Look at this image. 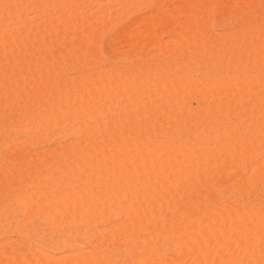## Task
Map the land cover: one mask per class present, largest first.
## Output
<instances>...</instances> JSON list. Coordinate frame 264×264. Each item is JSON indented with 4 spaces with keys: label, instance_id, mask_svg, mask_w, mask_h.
<instances>
[{
    "label": "bare ground",
    "instance_id": "1",
    "mask_svg": "<svg viewBox=\"0 0 264 264\" xmlns=\"http://www.w3.org/2000/svg\"><path fill=\"white\" fill-rule=\"evenodd\" d=\"M1 1L5 5H1L0 2V31H2L1 25L12 24L17 29L21 28L23 33H20L19 29V31L13 30V35L0 33V55L1 58L3 57L0 63V130L4 131V128L11 127V130L8 128V132L6 130L8 134L14 128V130L19 129L25 135H35L36 137H34L37 139L55 137L58 135L57 133L64 135L69 133L77 137V142L70 144L71 146L67 145L69 147H62L63 149L58 147L60 150L58 149L56 152L59 151V153L57 155L55 152L57 157L53 153L55 158L53 154L50 155L53 156L52 159L48 155H46L47 159L38 157V155V158L33 155L34 157L31 159L30 156H27L30 162L33 161V158L36 162V164L34 161V163L29 162L28 166L26 165L27 168L23 166V163L27 164L28 160L25 161L26 159L22 158L23 155H20L22 153L20 152L17 161L21 158L20 161L24 160V162L20 163L22 167L19 163L16 166L18 165V171L20 168L21 170L24 168L23 172L20 171L21 174L16 172L15 166L12 167L14 169L12 171L11 162L6 166L7 168H4L5 164L0 165L4 166L1 167L2 169H6V171H0V195L3 193L0 196V223L8 225L11 234L12 232L21 234L22 237L24 235L23 238H28L27 235H29L30 238L35 234H31L30 232L33 231H29L32 229V219L30 218H34V215H42L45 222L47 220L53 228L62 223H69L74 229L72 235L82 236L85 242L87 240V244L93 245L91 248L93 250L82 252L78 250L79 247L74 246L75 242H64L65 247L61 245L63 241L61 243L47 242V244L45 240L42 245L49 254L40 251L38 254H29L19 246L15 247L17 242L14 246V242H10L9 247L4 249L8 244L5 242L6 246H0L2 248L0 249V260L2 259L0 264H112L114 260L118 259H115L114 256L112 260V253L105 255L102 248H107L113 253H120L119 256L123 257V259L121 258L122 262L119 259L122 264H164L162 254L170 247L177 251H174L177 254L172 257L173 260L170 259L174 264H216L219 260L225 264H264V209L257 211L256 206L253 208L254 204L259 203L256 201V203L253 202L254 204L247 202L252 205V208L246 206V203L243 204L244 206L241 203L238 205V202L230 204L231 199L229 200L227 196L228 201L221 200L220 203L218 201L220 194H218L219 197H214L210 188L214 181H223L224 184H222L226 185V181L222 179L225 178V174L229 175L228 171L231 170V180L228 175L226 177L238 196L244 195L250 187L260 185L259 181L263 179L256 175L255 170L264 168V157H260L264 154V140L260 139L264 135V30L262 31V28L259 27L260 24L261 26L264 24V21L261 19V22L260 18L259 22L254 21V16H252L254 18L252 21L251 15L253 12L259 15L260 11L264 10V6H262L264 0H185L186 5L179 9L167 10L168 13H156L157 15L153 16L141 31V37L148 36L146 34L150 33L151 27L161 25L167 28V32L169 30L171 33H177L172 34L175 40L170 42L171 44H164L162 49L166 55L169 54L172 57L171 60L168 56L171 61L168 62L166 59V62H163L164 60L159 58L162 56L161 54L164 55L163 52L158 55L159 57L156 56L161 61L156 64L160 66L154 64L157 60L155 57L156 60L153 62L155 70L148 68L147 63L149 62L145 61L147 59L153 61L154 57L142 59L145 62L141 61V63L147 64L145 72L140 70L144 75H139L137 72L135 73L137 76L122 74L120 77L121 73H118V77L115 74L121 66L117 65L119 68H115L116 65L109 64L112 65L111 68L108 65L106 67L109 73L107 74L108 71L104 70L105 74L101 78L88 80L89 77H86L75 82H67V79L62 77V65L66 66L69 63L67 65L69 71L80 68L82 70L93 68L94 71L100 63H95L96 61L92 60L99 62L100 57L98 59L95 58L96 55H94L95 59L90 57V54H95L98 51L95 43L96 33L94 32V29L97 28L94 24L96 22L92 23L91 18L84 12L76 13L75 11L73 14L72 7L74 9L78 4L82 7L83 1L85 5L87 1L97 4L96 1ZM106 1L107 4H117L121 14L125 10L130 13L132 8L141 7L151 2V0L149 2L146 0ZM252 3L254 4L252 5ZM189 4L196 6L191 8L188 6ZM97 5L94 7L97 8ZM247 6L249 10L252 6L253 12L245 11L244 14L246 15L247 12L248 15L244 17L242 12L245 8L248 10ZM84 7L87 9V6ZM105 8L100 10L105 12ZM260 8L262 9L260 10ZM33 9L39 11L36 14H39L41 19L36 17L37 22L40 20V23L34 22L36 23L34 24L31 18L29 25L26 21L27 16L23 17V12L27 13L30 10L34 12ZM219 9L225 13L218 11ZM258 11L259 14H257ZM216 14H221V17L222 14L226 16L229 14L230 19L232 15H234L233 19H237L236 16L242 14L243 21L248 17L249 23L245 28V35L238 34L241 36L235 35L231 38H227L225 35L226 38H221L218 43L208 42L206 37L211 30L209 27L213 25L212 22ZM261 16L260 14L258 17ZM53 20L61 22V25L62 22L68 20L64 24L66 26L70 24L67 29H65V25V28L63 26H60L63 28H58L56 23H54L56 26L52 27ZM47 22L49 25L46 28ZM244 24L246 25V23ZM252 24L258 25L257 30H260L258 33L255 28L257 25L254 27L256 32H253L254 29L253 31L248 30L247 27ZM172 25H178L179 31L176 32L177 29L174 27L176 31H170ZM239 25L242 27L243 23ZM234 28L237 33L238 29ZM101 30L105 31V29ZM84 31L90 32V37L86 33L83 34ZM231 32L233 34L234 31ZM82 34L89 37L86 42L77 36ZM74 36L78 37L81 42L84 40L81 44H84V47L78 46L80 42L77 41L78 39L75 40ZM209 36L211 37V34ZM58 37H61L60 40L63 38L66 41L69 38V42L74 39L78 42V45L75 44V46L83 49L84 55H81V51L78 50L80 56H77V51L72 50L76 55L73 57H77L78 60L72 61L71 59L74 58H71V53L69 56L71 62L64 59L66 63L60 59L66 64H57V60H59L57 57L65 51L66 46L63 48V45L58 43L61 47L57 46L64 50H58L62 51L59 52L60 54L58 51L56 52L59 55L56 54L55 59L54 51L58 48L56 44L54 46L57 48L56 50L51 48L53 46L49 38L59 39ZM152 37L154 38L155 35L153 34ZM47 39L51 44L46 45ZM74 40L72 43H75ZM17 41L23 42L21 45L24 46L23 49L21 48L22 54L20 49L18 53L16 50L18 48L15 49L16 53L13 51L14 47L6 48V45L9 47V43H14L15 46ZM143 41H139L141 44L138 45L149 46L150 44L155 48L162 47L161 42L155 39H149L144 43ZM209 41L211 40L209 39ZM182 42L186 44L183 45ZM137 48V46L134 47L136 51H138ZM29 51H42L43 53L37 52L36 55L35 52V54H30ZM24 52L28 54V60L25 56L27 54L24 55ZM32 54L36 56L33 59L44 54L43 59H41L43 55L39 57L38 61L42 60L39 63L31 60V63L35 65L33 67L29 61ZM87 54H89L90 60L87 59ZM81 56H84L83 60H80ZM79 57L81 58L79 59ZM118 57L121 58V56ZM118 57L116 56L117 59ZM199 57L202 58V61ZM197 59L200 62L196 61ZM60 60L58 63L61 62ZM139 60L137 61L139 62ZM103 63L101 62V64ZM67 67L65 69L68 70ZM246 67L253 68V71L255 69L257 75H255L256 73L255 76L250 77V75L248 76L249 80L243 82V79L239 80L238 78ZM123 69L126 68L123 67ZM72 72L74 71L72 70ZM163 72H168V75L173 73V77L171 75L168 78V75H164ZM60 75L62 76L60 77ZM246 75L249 73L247 72ZM66 77L68 78V76ZM193 92H196V96L198 95L197 101L193 98L195 103H198L196 108L188 105L193 99H190V102L183 99L184 95H186L185 98H190L187 94L189 93L190 95H188L191 96ZM193 95L191 98L195 97V93ZM224 97H226L225 100ZM8 98L10 99L8 100ZM7 100L12 101L11 104H8ZM14 112H18L16 115L21 113L22 117L25 114L23 122L22 120L20 122L13 120L15 126L9 123L12 119L11 121H9L10 118L7 121L4 120L6 115V118L11 113L15 115ZM118 112L120 113L118 118L123 120L122 123L125 122L126 125L130 123L128 126H124L125 124L123 125L118 118L112 119L113 115H117ZM122 113L125 116V121L121 119L124 118ZM17 123L20 124L17 125ZM241 134L251 136L246 135L247 138L249 137L246 140L243 136L241 137ZM129 137L132 139L130 140ZM262 138L264 139V137ZM5 140L7 139L5 138ZM45 140L47 141V139ZM203 141H206V146ZM13 143H8L10 152L11 148L15 151L17 147V154L19 150H23L24 143L17 147ZM8 147L6 148L8 149ZM257 151H259V155H256ZM254 153L263 159L257 158ZM40 155L45 156L44 154ZM12 158V164H14L13 160L16 161V158ZM229 158L232 159L231 164L227 162ZM47 160L50 162L46 164ZM41 162L45 165L49 164V167L44 165V169L41 168L43 170L40 171ZM46 167L47 169H45ZM260 171H257V174L263 173V176V170ZM222 175H225L224 178ZM254 176H258L260 179H254ZM217 179L218 181H216ZM27 180L31 183L27 182V184ZM263 183L264 179L261 181V186ZM216 184L214 186L217 188ZM213 191L215 194L217 193L215 190ZM191 192L194 193L190 195ZM227 195L229 194L227 193ZM261 196H257L258 199L264 198ZM257 197H254V200ZM13 200L16 202L13 203ZM171 200L179 201L178 205L174 201L172 204L175 206L171 205ZM252 200L251 198L250 201ZM12 203L14 206L17 204L19 218L13 216L12 211L10 212L9 207ZM259 204L261 205L262 202ZM258 207H262V205H258ZM115 216L120 217V225L117 223L115 228L110 226V228L112 227L109 229L110 231H105L103 227L104 231L102 232L105 234H100L102 232L101 230L98 232L99 229H97L98 234L93 230L88 234L93 222L104 221L105 223V220ZM162 218H165L163 220L165 222L169 218V222L163 223ZM28 219H30V223H28L30 229H26L23 225ZM78 225H84V229L80 232L75 231V227ZM50 229L52 230V228ZM106 229L108 230V226ZM66 233L67 235L63 233L67 237L66 239H71L67 230ZM21 235L19 236L21 237ZM38 235H36L38 241L43 239V235L39 237ZM60 235L59 240L65 238L64 235V237L62 234ZM121 243L124 244L121 245ZM63 247L65 249L75 248L74 250L77 248L79 252H73L74 256L71 252L72 256L54 257L53 254L63 251ZM69 249L68 252H70Z\"/></svg>",
    "mask_w": 264,
    "mask_h": 264
},
{
    "label": "rangeland",
    "instance_id": "2",
    "mask_svg": "<svg viewBox=\"0 0 264 264\" xmlns=\"http://www.w3.org/2000/svg\"><path fill=\"white\" fill-rule=\"evenodd\" d=\"M96 1V3L98 4L99 3V5H97V4H91V3H88V1H87V3H86V5H85V2L83 1V4H81V6L82 7H80L79 6V4L73 9V7H72V10H73V14H75V11H76V13H80V12H84L85 13V15L86 16H88V17H90L89 19L90 20H92L91 22L93 23V22H96V23H94L95 24V26L97 27V28H91L92 30L94 29V32L96 33V41H95V43H96V46H97V48H98V51H96L97 53H95V54H90V57L93 59L95 56L94 55H96V59H98V57H100L99 59H98V61L99 62H97V60H92L93 62H95V63H100L99 65H97V69H94V71H93V68H90V69H84V70H82L81 68L80 69H76V70H74V69H71L70 71H69V68L67 67V65L69 64H67L66 66L64 65H62V67H63V70H62V67H61V71H63L62 72V75H60V77L62 76L64 79H67V82H75V81H79V79L81 80V79H84V78H86V77H89V79L88 80H95V78H101V76H103L104 74H105V71L104 70H107L108 68H106L107 67V65L108 66H110L109 68H111L112 67V65H116V67L115 68H117L118 66H121L120 68H122V69H120L119 67V70L117 69V71H116V76H118L119 77V75H118V73L120 74V77H121V75L122 74H125V75H128V76H132V75H135V76H137L135 73H139V75H141V74H143L144 75V73H143V71L145 72L146 70H147V68H146V66H147V64H148V68H154V64L155 65H158L161 61H160V59H158V55L160 54V53H163L164 51H162V49L164 48L163 47V45L165 44V45H167L168 43H172L173 42V40H175V38H173L174 37V35L175 34H177V33H175V32H169V30H168V32L166 31V27H164V26H161V25H155V26H153V27H151L150 28V33L149 34H146V35H148V36H145V35H143L144 37H141L142 36V34H141V31H142V29L145 27V25H147L148 23L147 22H149L152 18H153V16H155V15H157L158 13H160V14H162V13H168V11L169 10H171V11H173V10H176L177 8L179 9L180 7H182V6H185L186 5V1L185 0H151V2H149V0H146V1H148L149 3H147V4H145L144 6H139V7H136V8H132L131 10V12L129 13L128 11H123L122 12V14H121V10H119L120 8H118L119 6L117 5V4H114V3H111V4H107V1L105 2V0H95ZM99 1V2H98ZM102 1V2H101ZM0 2H1V5H5V3L4 2H2L1 0H0ZM153 2H154V4H153ZM3 3V4H2ZM95 3V2H94ZM100 3H101V6H100ZM114 4V5H113ZM254 3H252V5H253ZM91 5V6H90ZM95 5H97L98 7L96 8V7H94ZM19 6H21V5H19ZM84 6H87V9H86V7H84ZM90 6V7H89ZM189 7H191V8H194L196 5H194V4H189L188 5ZM249 6H250V4H249ZM262 6H264V5H262ZM261 6V7H262ZM79 7V8H78ZM84 7V8H83ZM94 7V8H93ZM105 8V7H107V8H105V12H103L104 10H100V9H103V8ZM145 7H147V8H145ZM252 7V6H251ZM251 7H250V10H249V7L247 6V9L248 10H246V8H245V10H243V12H242V14H244L245 13V11H247L248 13L250 12H253L252 11V9H251ZM83 9H85V10H83ZM173 9V10H172ZM255 8L253 7V10H254ZM262 8H260V10H261ZM34 10V9H33ZM83 10V11H82ZM168 10V11H167ZM119 11V12H118ZM218 11H222V10H218ZM255 11V10H254ZM257 11V10H256ZM262 11H263V13H262ZM124 12H126V13H124ZM223 12V11H222ZM246 12V15H248V13ZM261 13V17H258L260 14H259V11H258V13L257 14H259V15H256V13H252L253 15H251V17L252 16H254V18L252 17V21H253V19H254V21H258L259 22V18H260V20L262 19L263 21H264V10H261L260 11ZM26 13V12H25ZM24 12H23V17L25 18L26 16H27V19H26V21L28 22V24H29V22H30V20H31V18H32V20H33V22L32 23H34V22H36V23H40V20H38V22H37V18L36 17H39L40 18V16H38L36 13H39V11H35L34 10V12L32 11V10H30V12H27L26 14H25ZM157 13V14H156ZM219 13V12H218ZM223 13H225V12H223ZM87 14H89V15H87ZM227 14V13H226ZM242 14H239V16L237 17L236 16V18L237 19H233V16L234 15H232V20L230 19V15L228 14V16H226L225 14H222V17L220 16V15H218V14H216V17L214 16V19H213V22H212V24L213 25H210V27L209 28H211V30L209 31V33H208V35H207V37H206V39L208 40V42H210V43H218L219 42V40L221 41V38H223V37H225L226 38V36H227V38H231V37H234L235 35L236 36H241V35H243L244 33H245V28H246V26H247V24L249 23L248 21H249V18L247 17L246 19H245V21H247V22H245V21H243L244 19H242L241 18V15ZM255 14V15H254ZM217 15H218V17H217ZM225 15V16H224ZM246 15L244 14V17H246ZM29 16V17H28ZM220 16V17H219ZM243 16V15H242ZM257 16V17H256ZM224 17H226V18H224ZM249 17H250V14H249ZM251 17H250V20H251ZM34 18H35V20H34ZM228 18V19H227ZM241 18V19H240ZM256 18H257V20H256ZM41 19V18H40ZM52 20V19H51ZM112 20H113V22H112ZM226 20V21H225ZM228 20V21H227ZM262 20H261V22H262ZM54 21V20H53ZM52 21V27L55 25L54 23H56V25H58V28H63L64 27V25L66 24L65 22L66 21H68V20H66V21H64V22H62V25H61V22H53ZM50 22V21H49ZM110 22H112V23H110ZM36 23H34V24H36ZM60 23V24H59ZM65 23V24H64ZM69 23V22H68ZM241 23H243V26L241 27V25H239V24H241ZM244 23H246V25L244 24ZM264 23V22H263ZM70 24V23H69ZM68 24V25H69ZM94 24H93V26H94ZM6 25V24H5ZM1 25V30L2 31H0V33H4V35H13L12 33V31L14 30L15 31V29H17V27L16 26H13L12 24H8V26L6 25ZM11 25V26H10ZM30 25V24H29ZM38 25V24H37ZM48 25H49V23L47 22V25H46V28L48 27ZM55 25V26H56ZM67 25V26H68ZM236 25V26H235ZM237 25H239V26H237ZM257 25V24H256ZM256 25H253L252 24V26H250V27H247V28H249L248 30L249 31H253V29H254V31L253 32H256V30H257V28H258V25L256 26ZM54 26V27H55ZM60 26H63V27H60ZM67 26L65 25V29H67ZM92 26V25H91ZM178 26V25H177ZM177 26L176 25H172L170 28V31H176L174 28H176L177 29V31L176 32H178L179 31V27L177 28ZM212 26V27H211ZM236 27V29H238L237 30V33L235 32L236 30H234L235 28L234 27ZM256 26V27H255ZM13 27H16V28H13ZM50 27H51V24H50ZM174 27V28H173ZM256 28V30H255V28ZM259 27L260 28H262L261 30L263 31L264 29H263V27H264V24H262V26H261V24L259 25ZM70 28V27H69ZM68 28V29H69ZM221 28V29H220ZM234 28V29H233ZM241 28V30L239 31V29ZM18 29L20 30L21 28H19L18 27ZM17 29V30H18ZM101 29H105V31H103V30H101V32H99ZM169 29V28H168ZM174 29V30H173ZM233 29V30H232ZM16 30V32L18 33V31ZM22 30V29H21ZM19 31L20 33L22 32V31ZM259 30V29H258ZM257 30V33L260 31H258ZM97 31V32H96ZM230 31H234L233 32V34H232V32L230 33ZM261 31V32H262ZM151 32H152V34H151ZM211 32V33H210ZM15 33V32H14ZM23 33V32H22ZM84 33H86L87 34V36L89 35V37H90V32L89 33H87V32H83V34ZM174 33V35H173V37H172V34ZM81 35V36H79V35H77L79 38H81V39H84L85 40V42L88 40V38L89 37H87L86 35ZM151 34V35H150ZM155 35V37L153 38L152 37V35ZM211 34V37L213 36V38H211L209 35ZM227 34H231V35H227ZM238 34H241V35H238ZM98 35H100V36H98ZM150 35V36H149ZM226 35V36H225ZM245 35V34H244ZM85 36H86V38H85ZM141 38H140V37ZM209 36V37H208ZM75 37V36H74ZM78 37H75L76 39L75 40H77L78 39ZM82 37H84V38H82ZM146 37V38H145ZM59 39H55V38H49V39H53L52 41L50 40V42H52V44L50 43V42H48L49 41V39H47L46 40V45L47 44H51L53 47H51L50 45L48 46L49 48L51 47V48H53V50H56L57 48V50L56 51H54V53H55V55L57 54V55H59L60 53L59 52H61L62 50H64L63 48L65 47V51H63L62 53H61V58H59V57H57V55L55 56V59H56V57H57V59H62L63 61H67L68 60V62L70 61L71 62V60L73 61V60H78V58L77 57H75V58H77V59H75L73 56H76L75 55V52L74 51H72V50H75V51H77L76 52V54H77V56H80V54H78V53H80V52H78V50H80L81 51V55L83 54L82 53V50H81V48L82 47H84L83 45H81L83 42H84V40H82L83 42H81V40L80 39H78L77 41L78 42H80V45H78V42H76L74 39H72V41L74 40L75 41V43L73 42L72 43V41L71 42H69V38L68 37H66V38H68L67 39V41L69 42H67L65 39H63V42L61 43V40H60V38L61 37H58ZM65 38V37H64ZM98 38V39H97ZM157 38V39H156ZM211 40V41H209V39ZM224 38V39H225ZM147 39V40H146ZM149 39L151 40V39H155L156 41H160L161 43H160V45L162 44V47L161 48H158V47H156L155 48V46L154 45H151L150 46V44H149V46H147V45H142V46H144V47H142L141 45H138V44H141L139 41H141L142 42V40H144L143 41V43L146 41H149ZM213 39V40H212ZM215 39V40H214ZM23 40H25V39H23ZM22 40V41H23ZM54 40H56L55 42H54ZM59 40H60V42H59ZM223 40V39H222ZM21 41V40H20ZM213 41V42H212ZM24 42V41H23ZM23 42H18L17 41V43H15V46L13 45L14 43H12V44H10L9 43V47H8V45H6V48H8V49H12L13 47V51L15 52V49L16 48H18V49H16L17 51L20 49L21 50V48L22 47H24V46H21V45H23ZM139 42V43H138ZM22 43V44H21ZM24 43H27L26 41L24 42ZM63 45L62 47L63 48H60L61 46L59 45ZM70 43H72V44H70ZM170 43V44H171ZM213 43V44H214ZM55 44H56V46L57 45H59V46H57V48L56 47H54L55 46ZM67 44H68V47H67ZM75 44L76 45H78V46H81V48L79 49L78 48V46H75ZM148 44V43H147ZM182 44L183 45H185L186 43L184 42H182ZM182 44H180L181 46H183ZM20 46V48H19V46ZM25 45V44H24ZM74 45V46H73ZM164 45V46H165ZM17 46V47H16ZM72 46V47H71ZM136 46L138 47L137 48V50L138 51H136L135 49H134V47L136 48ZM11 47V48H10ZM132 47H133V49H132ZM4 48H5V46H4ZM5 48V49H6ZM55 48V49H54ZM76 48V49H75ZM78 48V49H77ZM7 49V50H8ZM23 49V48H22ZM60 49H62L61 51H58V50H60ZM117 49V50H116ZM140 49H141V51H140ZM19 50V51H20ZM133 50V51H132ZM19 51H18V53H19ZM22 51V50H21ZM58 51V53H56ZM72 51V52H71ZM26 52H28V51H26ZM26 52H24V55L25 54H27ZM35 52V51H34ZM33 51H29V53L31 54V53H34ZM37 52H40L39 54H41V53H43L42 51H37ZM37 52H35L36 53V55L38 54ZM46 52V51H45ZM48 52V51H47ZM51 52H53V51H51ZM157 52V53H156ZM16 53V52H15ZM21 54L23 53V51L22 52H20ZM34 53V54H35ZM72 53V54H71ZM20 54V55H21ZM29 54V55H30ZM45 54V53H44ZM44 54H42V55H40V56H42V58L41 59H43V57H44ZM47 54V53H46ZM45 54V55H46ZM68 54V55H67ZM72 56H71V55ZM155 54V55H154ZM23 55V57L25 58V56L27 57L26 59L28 60V54L27 55H25L24 56ZM84 55V54H83ZM93 55V56H92ZM123 55V56H122ZM154 55V56H153ZM162 56H164L165 55V57H163L162 58V56L161 57H159V58H161V60L163 61V62H166V59H167V61L169 62V61H171L172 60V57L171 56H169V54H167L166 55V53L164 52V55L163 54H161ZM39 56V55H38ZM39 56V57H40ZM69 56H71V58L73 57L74 59H71V58H69ZM114 56V57H113ZM116 56L118 57V56H121V58L120 57H118V59L116 58ZM156 56H158V57H156ZM166 56H167V58H166ZM171 58V60L169 59V57ZM23 57H21L22 59H23ZM34 57H36L35 55H33L32 54V57L30 56L29 58H30V63L33 61V60H35V62H40V61H42V60H40V61H38V59H39V57L37 58V59H33ZM82 57V56H81ZM81 57H79V59L81 58ZM84 57V56H83ZM83 57L80 59V60H83ZM86 57H87V59H89L90 57H89V54H87L86 55ZM89 57V58H88ZM143 57V58H142ZM152 57H156L157 58V60H159V61H157L156 60V58L154 59H152ZM94 58V59H95ZM146 59V58H151L153 61H151L150 59H147V60H145V61H147V62H149V63H145V64H143L145 61H143L142 59ZM200 58V60L202 59L201 57H199ZM198 58V59H199ZM3 60V57L1 58V55H0V60ZM65 59V60H64ZM71 59V60H70ZM84 59H86V58H84ZM86 59V60H87ZM110 59V60H109ZM120 59V60H119ZM121 59H123V60H121ZM139 59H141V60H139ZM196 60V61H199V60ZM2 60L0 61V63L2 62ZM32 60V61H31ZM37 60V61H36ZM59 60H57L58 62H59ZM62 60H60L61 62L60 63H58L57 62V64H64L63 62H62ZM90 60V59H89ZM137 60H139V62L137 61ZM148 60H150V61H148ZM157 62H156V61ZM54 61H56V60H54ZM53 61V62H54ZM103 63L104 61L106 62H104L103 64H101V62ZM126 61H128V64H126ZM131 61H133V62H131ZM137 61V62H136ZM141 61H143V63H141ZM155 61V62H154ZM202 61V60H201ZM35 62H33V63H35ZM121 62H123V63H121ZM136 62V63H135ZM151 62H152V64H153V62H154V64H153V66H152V64H151ZM200 62V61H199ZM55 64H56V62H54ZM67 63V62H66ZM65 63V64H66ZM131 63V64H130ZM156 63H158V64H156ZM32 64V63H31ZM37 64V63H36ZM109 64H112V65H109ZM126 66H125V65ZM118 65V66H117ZM145 65V66H144ZM32 67L33 66H35V65H31ZM158 66H160V65H158ZM158 66H155V67H158ZM249 66V65H248ZM68 68V70L67 69H65V68ZM114 67V66H113ZM123 67L124 68H126V69H123ZM132 67V68H131ZM142 67H144V68H142ZM106 68V69H105ZM159 68V67H158ZM247 68V67H246ZM245 68V69H246ZM114 69V68H113ZM143 70V71H140V70ZM156 68H154V70H155ZM244 69V71H243V73H245V74H243L242 73V75L240 74L239 75V80H242L243 82L245 81H248L249 79L248 78H250V77H252V76H255V75H257V72L255 71V69H254V71L252 70L253 68H250V67H248L246 70ZM251 69V70H250ZM72 70L74 71V72H72ZM91 70V71H90ZM97 70V71H96ZM100 70V71H99ZM122 72H121V71ZM126 70V71H125ZM87 71V72H86ZM103 71V72H102ZM108 72H107V74L109 73V70H107ZM120 71V72H119ZM123 71H125V72H123ZM90 72V73H89ZM126 72H130V73H126ZM134 72V73H133ZM247 72L249 73V75H246L247 74ZM253 72V73H252ZM64 73V74H63ZM81 73V74H80ZM112 73H114V72H112ZM170 73V72H169ZM256 73V74H255ZM51 74V73H50ZM131 74V75H130ZM163 74L164 75H168V72H163ZM253 74V75H252ZM255 74V75H254ZM82 75V76H81ZM114 75V74H113ZM125 75H123V76H125ZM172 75V77H173V73L171 74ZM171 75L169 74L168 75V78H169V76L171 77ZM251 75V76H250ZM66 76H68V78L66 77ZM79 76H81V77H79ZM248 76H250V77H248ZM70 77H71V79H70ZM75 77H76V79H75ZM93 77V78H92ZM167 77V76H166ZM175 77V76H174ZM246 77H247V79H246ZM63 78H61V79H63ZM63 79V80H64ZM78 79V80H77ZM66 81V80H65ZM151 92L153 93V91L151 90ZM151 92H150V94H151ZM195 93V97H192L191 98V96L193 95ZM189 94V93H188ZM187 94V96L188 97H190V98H185V96L186 95H184L183 97V99H187L188 101L190 100V99H193V98H195V101H197V96H196V92H193L192 93V95L191 96H189ZM152 95V94H151ZM194 96V95H193ZM226 97H228V96H226ZM226 97H224L223 99L225 100V98ZM10 98H8V100H9ZM7 100V102H9L8 104H11V102L10 101H8ZM101 100H103V99H101ZM101 100H99V102H101L102 103V101ZM186 101V100H185ZM188 101H187V103H188ZM191 101V100H190ZM189 101V102H190ZM193 101V102H192ZM191 101V104H188L189 106L191 105V106H193V108H196L197 107V105H198V103L196 102L195 103V101H194V99ZM8 104H7V107H8ZM153 104H154V102H153ZM154 107H156L155 106V104H154ZM15 113V112H14ZM18 112H16L15 113V115H12L13 113H11V114H9V116L6 118V116H5V118H4V120H6L7 121V119H9V121H11V119H12V121L15 119V122L17 121V122H20L23 118H24V115H23V117L20 115L21 113H19L18 115H16ZM117 115H113V118L112 119H117L118 118V114H120L119 112L118 113H116ZM122 115H123V113H122ZM121 115V116H122ZM117 116V117H116ZM124 116V115H123ZM122 116V117H123ZM22 117V118H21ZM120 117V116H119ZM119 120H120V118H118ZM121 119H124V121H125V116H124V118H121ZM23 120H25V118L23 119ZM23 120H22V122H23ZM9 122L10 124L12 123L13 125L15 124V122L13 121V122ZM121 121V120H120ZM123 121V120H122ZM122 121H121V123H122ZM18 124H20V123H17V125ZM124 126H128L130 123H128V125H126V123L124 122V123H122ZM15 126V125H14ZM9 128V127H8ZM8 128L6 129V128H4L5 130V132L1 129L0 131V156L2 157H0V165L1 164H5V167L4 168H7L6 166L7 165H9L10 164V162H11V164H10V167L12 168L13 166H15V168L14 169H16V172H19L20 174H21V172H23L22 170L24 169H22L21 170V168L19 169L20 171H18L17 170V166H16V164H18L19 163V165H20V167H22V164H20V163H22V162H24V158L26 159L25 161H27V164L24 162L23 163V166H25L26 167V165L28 166V163L30 162L29 161V157H27V156H30V159L32 158V157H37V155H38V157H44V159H47V157H46V155H48V157L50 158V159H52L51 157H53V156H50V155H52L53 153H55L59 148H62V147H69V146H71L70 144H72V143H74V142H77L76 140H77V137H75V135H72V134H67V133H65V134H67V135H64V134H59V133H57L58 135H55V137H47V138H42V139H40V138H35L36 136L35 135H31V136H29V135H25V134H23L19 129L17 130V129H15L14 130V128H12V130L13 131H11V132H9V134L7 133L8 132ZM163 128H164V126H163ZM6 130H7V132H6ZM9 130H11V127L9 128ZM20 131V132H19ZM16 132V133H15ZM18 132V133H17ZM8 135H7V134ZM11 133V134H10ZM15 133V134H14ZM22 133V134H21ZM6 134V135H5ZM10 135H12V137H10ZM14 135V136H13ZM53 135V136H54ZM62 135V136H61ZM247 136H249L248 134H246ZM246 135H243V134H241V137L243 136V138L244 139H248L247 137H246ZM35 136V137H34ZM262 137H264V135H262L261 137H260V139H262V140H264ZM5 138L7 139V140H5ZM52 138H54V139H52ZM130 138V140L132 139L131 137H129ZM8 139H10V140H12L13 142H16V143H13L12 141H9ZM45 139H47V141L45 140ZM49 139V140H48ZM3 140H5V141H8V142H3ZM38 140H41V141H38ZM8 143H13V144H15V146L17 147V145H22L23 143V150L21 149V151L19 150V153L17 154V151H18V147L16 148V150L14 151V150H12L13 148H11V152L13 151V153H11L10 152V150H9V147H8ZM202 143V142H201ZM206 141L204 142L203 141V144H204V146H206ZM2 144V145H1ZM202 144V145H203ZM209 144V143H208ZM4 145H6V146H4ZM25 145H27L26 147H25ZM67 145H69V146H67ZM210 145V144H209ZM209 145H207V146H209ZM2 147H3V149H2ZM6 147H8V149L6 148ZM29 147V148H28ZM59 147V148H58ZM22 148V147H21ZM27 150H26V149ZM63 149V148H62ZM9 150V151H8ZM60 150V149H59ZM45 151V152H44ZM20 152H22L21 154H20ZM259 151H257V153H258ZM44 154L45 156H41L40 154ZM57 153V155H58V153H59V151L58 152H56ZM56 153H55V155H56ZM256 153V152H255ZM255 153H254V155H255ZM263 153V152H262ZM9 154V155H8ZM16 154V155H15ZM19 154L20 155H23V161L21 162L20 161V159L21 158H19V161H17V158H18V156H19ZM14 155H15V157H14ZM26 155V156H25ZM34 155V156H33ZM40 155V156H39ZM54 155V154H53ZM55 155H54V158H55ZM57 155H56V157H57ZM256 155H259V153L258 154H256ZM255 155V156H256ZM261 155V154H260ZM9 156V158H7ZM17 156V157H16ZM25 156V157H24ZM16 158V161L15 160H13V162H14V164H12V160H11V158ZM20 157V156H19ZM28 159H27V158ZM37 157V158H38ZM46 157V158H45ZM257 158L259 157V156H256ZM260 157H264V154L262 155V156H260ZM259 157V159H263V158H260ZM6 158V159H5ZM12 158V159H13ZM36 158V159H37ZM41 158V159H42ZM43 159V160H44ZM33 161H34V158L32 159ZM228 160H231V161H228ZM227 160V162L229 163V164H231L232 163V159L231 158H229ZM33 161H31L32 163H34ZM38 161H39V159H38ZM41 161V160H40ZM46 161V160H45ZM16 162V163H15ZM30 162V163H31ZM50 162V161H49ZM48 162V160H47V162H46V164L47 163H49ZM231 162V163H230ZM42 163V162H41ZM41 163H40V165H41ZM25 164V165H24ZM35 164H36V162H35ZM37 164L39 165V163L37 162ZM44 163H42V165H41V167H40V169L41 168H43V167H45V166H47V167H49V164L48 165H45ZM2 166H0V171L2 170V171H6V169H2L1 167ZM39 167H38V170H40L39 169ZM47 167L45 168V169H47ZM12 168V169H13ZM19 168V167H18ZM27 168V167H26ZM14 169L12 170V171H14ZM29 169V168H28ZM28 169H26V170H28ZM44 169V168H43ZM43 169H41L40 171H42ZM7 170H9V169H7ZM25 170V171H26ZM229 170H230V168H229ZM262 171V172H264V168L263 169H258V170H255L256 171V175H258L260 178L262 177L263 179H264V175L262 176V174L263 173H261L260 175L259 174H257V171L259 172V171ZM47 171V170H46ZM232 171V170H231ZM231 171H228L229 172V175L228 174H225L226 176L228 175V177L230 178V176H231V178H232V172ZM260 171V172H261ZM27 172V171H26ZM43 172H45V171H43ZM227 172V173H228ZM24 174V173H23ZM231 174V175H230ZM26 175V174H25ZM225 175H222V177L223 176H225ZM254 175V174H253ZM225 176V178L224 179H222V180H225L226 181V185H223L224 183H223V181L222 182H220V181H218V179L216 180V181H218V182H220V183H218V182H215L214 180V182H213V184H211V186H210V188H211V190H212V192H213V194H214V197H216V196H218V194H220V199L218 200L220 203H221V200L222 201H228V199H226V196H227V198H229V200L231 199V201H233V202H231V201H229V203L230 204H233V203H236V202H238L237 204L238 205H240V203L242 204V206H244L243 204H245L246 203V206H252V205H250L251 204V202L253 203H256V202H262V207H258V205L259 206H261L259 203H256V204H254L252 207L253 208H255V206L257 207V208H260L259 210L256 208V210L257 211H260V210H263L264 209V198L262 199V198H259L258 199V197H259V195L261 196V193H262V196L264 197V183L262 184V186H261V181H263V179H260L258 176H254L253 178L254 179H260V181L259 180H257V183H259L260 185H258L257 183V185H255V186H252V187H250L245 193H244V195H241V196H238L237 195V193L231 188V186L229 185V180H231V178L228 180V177H226ZM23 177H24V175H23ZM26 178V177H25ZM227 178V179H226ZM23 180V179H22ZM21 180V181H22ZM227 180H228V182H227ZM259 181V182H258ZM28 182V180L26 181V183ZM28 183H31V181L30 182H28ZM27 183V184H28ZM215 183H217L216 184V186H217V188L214 186V184ZM223 183V184H222ZM23 184H25V179H24V181H22V185ZM222 184V185H221ZM228 184V185H227ZM24 186V185H23ZM27 186V185H26ZM256 186H261V187H256ZM29 187V186H28ZM213 187V188H212ZM253 187H255V188H253ZM252 188V189H251ZM217 189H219V190H217ZM224 189V190H223ZM253 189H255V190H253ZM213 190H215V192H217L216 194L214 193V191ZM235 192V193H234ZM194 192H191L190 193V195L191 194H193ZM223 193V194H222ZM227 193L229 194V195H227ZM225 194V196H223ZM230 194H231V196H230ZM257 194V195H256ZM2 195H3V193H2ZM2 195H0V196H2ZM237 195V196H236ZM222 196V197H221ZM229 196V197H228ZM258 196V197H257ZM261 196V197H262ZM225 197V198H224ZM254 197H257L255 200H254ZM237 198V199H236ZM247 198H248V200H247ZM251 198L253 199L252 201H250L251 200ZM233 199V200H232ZM243 199V200H242ZM260 199H262L261 201H260ZM176 200V199H175ZM175 200H171L170 201V203H171V205H174L175 206V204H172V202L174 201L175 203H176V205H178L177 203L179 202V201H175ZM245 200H247V201H245ZM216 201V200H215ZM217 201V202H218ZM224 201V202H225ZM235 201V202H234ZM256 201V202H255ZM13 203H15L16 201H12ZM173 202V203H174ZM217 202H214V203H217ZM219 202H218V204H219ZM242 202H244V203H242ZM247 202H250V204H247ZM11 203V202H10ZM10 204L11 206L9 207L10 209V212L12 211V215L13 216H16L17 218H19L20 217V215H19V211L17 210L18 208H17V204H15L16 206H14V204ZM228 203V204H229ZM211 204V203H210ZM169 206H170V204H169ZM251 207V208H252ZM172 208H173V206H172ZM19 216V217H18ZM35 217L33 218H30V219H32L31 220V227H32V229H30L31 227H30V224H28V223H30L29 222V220L30 219H28L26 222H27V224H26V222L25 223H23V225L25 226V228L26 229H30L29 231H33V232H30L31 234H33V233H35V234H33L35 237H32L33 235H31V237L29 238V235H27V237L28 238H23L24 237V235H23V237H22V235L21 234H16V233H13L12 232V234H11V232L9 231V227H8V225H6V224H4V223H0V246H2V247H4L3 245H5L6 246V244H5V242L6 243H8L7 244V246L6 247H4V249L5 248H7V247H9L8 245H9V243L10 242H14L13 243V246H14V244L16 245V242H17V245L15 246V247H18L19 246V248L20 249H22V250H24V251H26V252H28L29 254H38V253H44V254H47V250H46V248L44 247V245H42V242H45V240H46V243L47 242H52V243H61L62 241V243H61V245H64L63 243L64 242H67V243H73V242H75L76 244L74 245L75 247H79L78 248V250L79 251H82V252H85L86 250H88V252L89 251H91V250H93V249H91L92 248V244H87L86 242H87V240H86V242H85V240L82 238V236L80 237V235H77V236H74V235H72V231H73V233H74V229H72V227H71V225L69 224V223H62V224H59V225H57L55 228H53V227H51L50 225H49V223L47 222V220H46V222H45V220H44V218H42V215L41 216H38V215H34ZM39 218V220H37ZM169 219V218H168ZM168 219L166 220V222L168 221ZM44 220V221H43ZM120 220V217H111L110 219H108V220H105V223H104V221H98V222H93L90 226H91V230H90V232L88 233V234H90L91 233V231L93 230L94 231V233H97L98 234V232H100V230H101V232L102 231H104L103 230V227H104V229H105V231H110L109 229H111L112 227L113 228H115V226H117L116 224L118 223L119 225L121 224V220ZM163 220H165V218L163 219L162 218V221ZM43 221V222H42ZM161 221V222H162ZM106 222H108V223H106ZM120 222V223H119ZM165 221H163V223H166ZM169 222V221H168ZM48 223V224H47ZM113 223V224H112ZM26 224V225H25ZM96 224H98V225H96ZM50 227H49V226ZM118 225V226H119ZM80 226V227H79ZM107 226H108V230L106 229L107 228ZM110 226H112L111 228H110ZM30 227V228H29ZM84 225L82 226V225H78L77 227H75V231L76 232H80V231H82L84 228ZM8 228V229H7ZM50 228H52V230L50 229ZM78 228H80L79 230H78ZM8 231H7V230ZM97 229H99L98 230V232H97ZM43 230V231H42ZM46 230V231H45ZM62 230H64V231H62ZM66 230L68 231V235L69 236H71V239L70 238H68V239H66L67 237L65 236V235H67V233H66ZM4 231V232H3ZM40 231V232H39ZM7 232V233H6ZM52 232V233H51ZM59 232H61V233H59ZM63 233H65V235L63 234ZM93 233V232H92ZM10 234V235H9ZM38 234H40V235H38ZM60 234H62V237H64L65 236V238L63 239V238H61V240H59L60 239V237H61V235ZM71 234V235H70ZM100 234H105L104 232H102V233H100ZM19 235H21V237L19 236ZM36 235H38V237L39 236H41V235H43L42 237H43V239H41V240H39L38 241V239H37V236ZM58 235V236H57ZM59 235H60V237H59ZM64 235V236H63ZM45 237V238H44ZM73 237V238H72ZM6 239V240H5ZM55 239H57V240H55ZM63 239V240H62ZM37 240V241H36ZM52 240V241H51ZM55 240V241H54ZM69 240H70V242H69ZM73 240V241H72ZM22 242V243H21ZM33 242V243H32ZM36 242V243H35ZM89 242V241H88ZM18 243H20V244H18ZM23 243H24V245H23ZM45 243V244H46ZM90 243V242H89ZM48 244V243H47ZM82 244V245H81ZM122 244H124V243H121V245ZM78 245V246H77ZM84 245V246H83ZM12 246V245H11ZM22 246H24L23 248H21ZM65 247H66V245H64ZM0 249H2V248H0ZM36 249V250H35ZM69 249V248H68ZM68 249H65L64 247H63V251H60V252H56V253H54L53 254V256L54 257H56V258H58V257H62L63 258V256L65 255V256H72L71 255V252H72V254H73V252L74 253H76V251H78L77 250V248H76V250H74L75 248H73V249H69V251L70 252H68ZM103 249V250H102ZM101 250H102V252H104L105 253V255L106 254H111V258H112V260H113V257L115 258V259H117V260H114L113 261V263L114 264H122L121 262H122V260H121V258L123 259V257H121V256H119L120 255V253H116V252H112V251H110L109 249H107V248H102ZM106 249V250H105ZM65 250H67V251H65ZM109 250V251H108ZM40 251V252H39ZM78 251V252H79ZM174 251H176V249L174 248H169L168 249V251H166L165 253H163L162 254V260H164L165 261V263L164 264H172L173 263V261L171 262L170 261V259L171 260H173V258L172 257H175V255L177 254L176 252L174 253ZM87 252V251H86ZM108 252V253H107ZM63 253H66V254H63ZM48 254H49V252H48ZM68 254V255H67ZM60 255V256H59ZM61 255H63V256H61ZM107 255V257H109L110 258V256H108ZM73 256H74V254H73ZM166 257V258H165ZM0 258H1V256H0ZM121 260V262H120V260ZM167 259H169V260H167ZM2 260V259H1ZM0 260V261H1ZM111 260V259H110ZM170 262V263H169ZM216 262H218V261H216ZM215 262V263H216ZM112 263V264H113ZM109 264H111V263H109ZM174 264V263H173ZM214 264V263H213ZM216 264H225L224 262H221L220 260H219V262L218 263H216Z\"/></svg>",
    "mask_w": 264,
    "mask_h": 264
}]
</instances>
